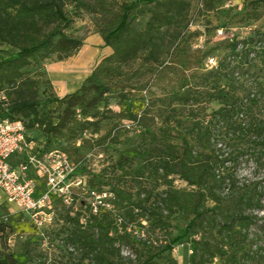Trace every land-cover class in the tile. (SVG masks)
<instances>
[{
  "label": "trees",
  "instance_id": "1",
  "mask_svg": "<svg viewBox=\"0 0 264 264\" xmlns=\"http://www.w3.org/2000/svg\"><path fill=\"white\" fill-rule=\"evenodd\" d=\"M255 1L264 3V0ZM196 4L191 15L193 0H0V42L18 50L13 56L0 58V95L3 94L0 119L22 121L27 140L33 141L41 151L59 148H50L46 141L33 135L35 131L48 141L56 139L67 144L90 133L94 146L101 151L117 143L122 134L146 131L145 119L149 114L146 107L120 121L110 116L113 113L109 108L111 83L122 79L126 70H132L138 81L159 72L182 39L192 33L196 21L216 9L218 0H196ZM69 6L74 10L70 15ZM82 12L97 17L99 33L111 52L74 92L59 98L46 80L41 96L40 79L31 74L30 67L33 62L53 55L60 59L71 56L80 48L81 40L70 36L67 29ZM143 15L147 16L146 23L136 29L134 23ZM219 29L223 34L218 37L226 41L229 49L223 77L227 81L254 83V77L248 76V67L264 56V33L228 35L224 28ZM215 34L219 35L217 28L208 31L211 39ZM209 58H214L216 64L206 76L221 73L223 64L215 56ZM256 86L264 94L261 84ZM191 100L192 96L176 93L161 102H167L165 106L169 107L175 102L189 104ZM248 100L256 101L246 96L241 104ZM50 102L59 103L57 114L44 109ZM174 112L172 108L166 116L167 122H172ZM239 117H244L240 105L221 106L207 122L194 120L184 132L179 131V145L170 138V131L163 129L159 137L151 133L154 147L142 169L136 172L135 180L140 184L146 178L153 185L147 188L140 184L135 194L122 185L121 180L129 172L119 175L118 182L112 184L108 174H87L84 157L59 149L75 161V174L85 178L86 188L110 190L115 194L114 210L98 214L84 205L76 209L54 198L55 218L62 216L56 212L63 208L66 224L73 227L64 228L69 233L68 241L81 250L89 264H123V245L132 248L137 264H178L172 256L173 246L185 237L192 250L189 264H212L218 253L225 256L222 264H264V231H251L256 223L253 211L261 208V198L250 187L237 184L225 165L236 161L237 156L234 153L224 156L216 139L221 131L229 140L233 137L248 140L255 153L263 158L264 119L245 121ZM107 120L110 127L100 134ZM177 179L182 186L176 183ZM77 191L81 193L80 188ZM132 196L134 202L124 207V200ZM177 215L187 225L161 251L130 229L132 223L145 219L153 229L168 234ZM10 227L0 220V244L6 247ZM37 234H43L42 230H37ZM229 251L235 256L226 258ZM0 264L18 262L13 252H4L0 254Z\"/></svg>",
  "mask_w": 264,
  "mask_h": 264
},
{
  "label": "rangeland",
  "instance_id": "2",
  "mask_svg": "<svg viewBox=\"0 0 264 264\" xmlns=\"http://www.w3.org/2000/svg\"><path fill=\"white\" fill-rule=\"evenodd\" d=\"M128 1L134 2L135 0ZM196 7V0H193L191 15ZM67 11L69 15L72 14L73 7L69 6ZM96 18L82 12L80 16L76 17L74 24L67 29L70 36L78 38L82 42L80 48L71 56L60 59L57 55H53L48 59L32 63L30 71L40 79L41 96L43 95L42 88L47 86L46 80L52 87L53 94L59 98L74 92L93 72L101 59L111 52L99 33ZM146 19V15L140 16L135 21L134 27L136 29L143 28ZM192 28V33L182 39L159 72L138 81L132 70H126L122 79L111 83L109 108L113 110V113L110 116L115 121H120L130 113L140 112L146 107L149 111L145 119L146 131L122 134L117 143L103 151L94 146V137L90 133L71 144L56 139L48 141L38 131H35L33 135L38 136L43 142L46 141L50 148L69 150L72 154L84 157L83 163L86 166L87 174L91 172L108 174L112 179L110 180L112 184L118 182L119 175L129 172L121 180L122 185L131 194H135L140 184L147 188L153 185L146 178L141 180L140 184L135 180L136 172L142 169L154 147L155 140L151 133L159 137L162 135L163 129L170 131V138L179 145V131L184 132L194 120L207 122L215 110L230 104L242 107L244 117L239 118H243L245 121L253 118L263 120L264 94L261 90L259 91L256 85L261 84L264 89V56L258 57L248 67V76L249 78L254 77V83L227 81L223 77V70L227 63L225 56L229 52L227 43L218 37L219 33V35H213L212 39L209 38L208 31L214 30V28L219 31L222 30L219 28H224L228 35L235 34V32L241 36L263 34L264 3H257L255 0H218L216 9L205 13V16L197 20ZM17 51L15 47L0 42V58L13 56ZM211 56H215L216 60L218 59L223 64L222 71L214 73L213 76H206L213 66L209 58ZM251 88L258 91L251 90ZM176 93L192 96L193 100L184 105L182 102H175L173 106L169 107L165 106L167 102L162 104L161 99ZM246 96L255 98L256 101L248 100L245 101V105H242L241 100ZM9 97L11 98V96ZM59 108L58 102L47 103L44 107L46 111L54 114H57ZM172 108H175L176 115L169 123L166 121V116L170 114ZM110 124L108 120L104 121L100 134L109 129ZM218 134L220 135L216 139L224 156L231 153L237 156L236 161H228L225 164L229 167V172L233 173L237 184L242 188L250 187V190L256 192L261 198V208L253 211V214L256 215V223L252 226L251 231L263 232L264 157L255 153L254 146L248 140L238 137L229 140L227 136L223 137V132L220 131ZM17 159L18 155L16 154L10 157L12 161ZM222 172H224L223 169ZM176 183L179 186L183 185L178 179ZM37 185L40 187L43 183L38 182ZM35 196H39L38 191ZM133 202L134 196L127 197L123 206L126 207ZM62 209L59 208L56 212V215L60 213L62 216L58 215L52 226H46L42 230L43 234H37V229L30 216L9 204L5 195L0 191V220L11 226L7 247L3 243L0 244V254L13 252L18 264H89V260L82 257L81 250L68 241L69 233L64 228L68 227L71 230L73 227L66 224L65 216H63L66 214V210L62 212ZM186 225L187 221L177 215L172 221V227L168 234L153 229L145 219L135 221L130 229L137 237L150 240L153 246L161 251L171 238L183 233ZM121 249L123 264H137L136 255L130 246L123 245ZM191 254L188 237L173 246L172 256L178 264H189ZM164 255H167V252ZM230 255L235 256L229 251L226 258ZM224 258L225 256L218 253L212 264H222Z\"/></svg>",
  "mask_w": 264,
  "mask_h": 264
},
{
  "label": "built area",
  "instance_id": "3",
  "mask_svg": "<svg viewBox=\"0 0 264 264\" xmlns=\"http://www.w3.org/2000/svg\"><path fill=\"white\" fill-rule=\"evenodd\" d=\"M210 62L216 64L214 58ZM14 154L18 155L16 161L10 160ZM76 170L77 164L66 152L37 150L35 143L27 140L22 121L0 119V191L9 204L30 216L37 230L53 223L54 198L76 209L84 205L93 214L114 210L115 194L86 188L85 178L76 175ZM38 182L43 185L38 187Z\"/></svg>",
  "mask_w": 264,
  "mask_h": 264
}]
</instances>
